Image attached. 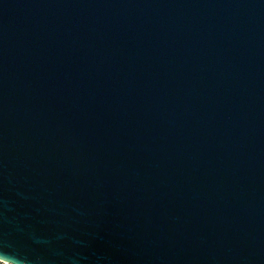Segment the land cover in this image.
Instances as JSON below:
<instances>
[{
  "label": "water",
  "instance_id": "obj_1",
  "mask_svg": "<svg viewBox=\"0 0 264 264\" xmlns=\"http://www.w3.org/2000/svg\"><path fill=\"white\" fill-rule=\"evenodd\" d=\"M0 258L264 264V0H0Z\"/></svg>",
  "mask_w": 264,
  "mask_h": 264
},
{
  "label": "built area",
  "instance_id": "obj_2",
  "mask_svg": "<svg viewBox=\"0 0 264 264\" xmlns=\"http://www.w3.org/2000/svg\"><path fill=\"white\" fill-rule=\"evenodd\" d=\"M0 264H14V263L0 258Z\"/></svg>",
  "mask_w": 264,
  "mask_h": 264
}]
</instances>
